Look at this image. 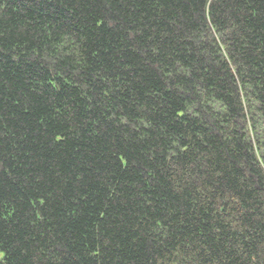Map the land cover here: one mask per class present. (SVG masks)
I'll return each instance as SVG.
<instances>
[{"label":"trees","instance_id":"16d2710c","mask_svg":"<svg viewBox=\"0 0 264 264\" xmlns=\"http://www.w3.org/2000/svg\"><path fill=\"white\" fill-rule=\"evenodd\" d=\"M0 264H264V0H0Z\"/></svg>","mask_w":264,"mask_h":264}]
</instances>
